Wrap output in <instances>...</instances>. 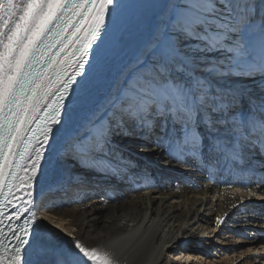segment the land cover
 Segmentation results:
<instances>
[{"label":"snow or ice","instance_id":"obj_1","mask_svg":"<svg viewBox=\"0 0 264 264\" xmlns=\"http://www.w3.org/2000/svg\"><path fill=\"white\" fill-rule=\"evenodd\" d=\"M129 7L0 0V264H120L108 249L125 230L86 239L83 221L37 213L89 175L135 181L129 141L209 180L262 173L233 209L264 202V0H145L127 18ZM50 158V202L37 203ZM254 247L246 258L264 259V242Z\"/></svg>","mask_w":264,"mask_h":264},{"label":"bare ground","instance_id":"obj_2","mask_svg":"<svg viewBox=\"0 0 264 264\" xmlns=\"http://www.w3.org/2000/svg\"><path fill=\"white\" fill-rule=\"evenodd\" d=\"M143 2L136 0L126 17H134L138 12L134 6ZM108 59L118 62L119 56L109 51ZM137 143L129 141L131 151L127 153L136 169L135 181L118 185L89 175L84 190H70L63 199L58 197L52 212L41 209L37 218L55 224L54 213L75 217L83 221L81 231L86 239L103 236L107 240L109 235L125 230L127 235L108 249L115 252L120 264H233L241 259L243 264H264L259 256L246 258L247 247L255 251L254 246L264 242V202L258 197L245 199L242 206L233 209V204H240L238 197L247 196L244 186L256 188L262 173L252 177H229L225 173L209 180L197 169L166 165L159 152L136 151ZM51 168L50 158L44 164L46 175L36 186L37 203L50 202L45 193ZM229 179L232 186L226 187L222 181ZM237 187L240 192L235 191ZM89 202L92 207L86 212ZM225 213H230L226 222L216 226L215 217ZM60 222L63 226V220ZM85 224L94 231L83 232ZM38 231L48 234L44 227ZM253 235L254 239H248ZM211 247L218 253L211 252Z\"/></svg>","mask_w":264,"mask_h":264},{"label":"rangeland","instance_id":"obj_3","mask_svg":"<svg viewBox=\"0 0 264 264\" xmlns=\"http://www.w3.org/2000/svg\"><path fill=\"white\" fill-rule=\"evenodd\" d=\"M226 247V246H225ZM212 251L211 252H217L216 250L213 249V247H211ZM218 253V252H217Z\"/></svg>","mask_w":264,"mask_h":264}]
</instances>
